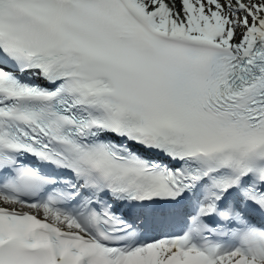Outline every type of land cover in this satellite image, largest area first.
<instances>
[{
    "label": "snow or ice",
    "instance_id": "6c2138e0",
    "mask_svg": "<svg viewBox=\"0 0 264 264\" xmlns=\"http://www.w3.org/2000/svg\"><path fill=\"white\" fill-rule=\"evenodd\" d=\"M0 264H264V0H0Z\"/></svg>",
    "mask_w": 264,
    "mask_h": 264
}]
</instances>
